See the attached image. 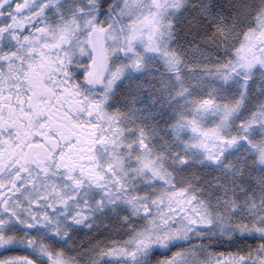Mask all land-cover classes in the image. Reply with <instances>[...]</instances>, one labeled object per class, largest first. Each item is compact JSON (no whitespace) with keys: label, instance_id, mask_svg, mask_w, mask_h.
Returning <instances> with one entry per match:
<instances>
[{"label":"snow or ice","instance_id":"snow-or-ice-1","mask_svg":"<svg viewBox=\"0 0 264 264\" xmlns=\"http://www.w3.org/2000/svg\"><path fill=\"white\" fill-rule=\"evenodd\" d=\"M0 264H264V0H0Z\"/></svg>","mask_w":264,"mask_h":264},{"label":"flooded vegetation","instance_id":"flooded-vegetation-1","mask_svg":"<svg viewBox=\"0 0 264 264\" xmlns=\"http://www.w3.org/2000/svg\"><path fill=\"white\" fill-rule=\"evenodd\" d=\"M3 253L2 252H0V255H2Z\"/></svg>","mask_w":264,"mask_h":264}]
</instances>
